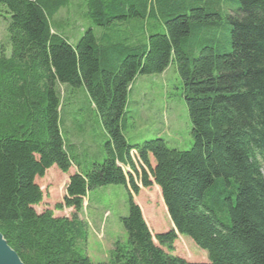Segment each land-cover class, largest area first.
I'll return each mask as SVG.
<instances>
[{
	"label": "trees",
	"instance_id": "1",
	"mask_svg": "<svg viewBox=\"0 0 264 264\" xmlns=\"http://www.w3.org/2000/svg\"><path fill=\"white\" fill-rule=\"evenodd\" d=\"M67 2L0 0L8 16L0 54V233L9 247L23 264H94L79 215L89 191L116 185L129 193V215L121 218L128 245L117 242L110 261L98 264H264V0H86L96 26L138 19L140 28L101 37L90 29L76 45L52 32ZM145 21H154L155 33ZM171 65L183 80L193 147L179 151L162 139L129 145L122 129L132 83ZM58 84L86 87L109 137L104 162L71 176L54 208L73 209L71 217L36 210L44 200L36 180L73 166ZM153 185L173 225L155 237L135 202L141 187ZM178 236L207 251L209 262L169 254Z\"/></svg>",
	"mask_w": 264,
	"mask_h": 264
},
{
	"label": "rangeland",
	"instance_id": "2",
	"mask_svg": "<svg viewBox=\"0 0 264 264\" xmlns=\"http://www.w3.org/2000/svg\"><path fill=\"white\" fill-rule=\"evenodd\" d=\"M129 21L107 29L98 27L87 15L86 0H68L53 19L52 31L76 45L84 32L90 29H93L97 37L104 33L115 34L127 27L138 32L140 21ZM153 22L150 25L149 21H145L148 34L155 33L151 28ZM7 27L8 16L0 10V54L8 43ZM231 49L229 44L228 50ZM9 54L8 49L6 55ZM56 90L61 95L59 126L68 153L73 159V166L70 174H64L55 167L37 180L44 193V200L37 212L50 209L55 217H71L73 213L69 209L54 210L57 204L64 202L68 177L77 170L87 173L95 164H102L107 158L105 146L109 137L84 85L72 88L58 84ZM125 112L122 133L129 145H140L155 139H162L170 148L179 151H188L194 145L184 99V84L176 65H171L162 74L138 75L131 85ZM133 161L140 168L135 154ZM151 163L155 165L153 159ZM124 169L128 172L130 167L125 166ZM129 200V193L124 186H105L87 193L79 217L88 225V242L84 252L94 264L108 263L117 242L128 245V234L121 218L129 215ZM135 202L140 206L153 237L173 229L157 186L141 187ZM164 250L168 253L166 248ZM169 254L188 262H209L208 252L185 236H178Z\"/></svg>",
	"mask_w": 264,
	"mask_h": 264
},
{
	"label": "water",
	"instance_id": "3",
	"mask_svg": "<svg viewBox=\"0 0 264 264\" xmlns=\"http://www.w3.org/2000/svg\"><path fill=\"white\" fill-rule=\"evenodd\" d=\"M0 264H23L19 256L13 251L0 233Z\"/></svg>",
	"mask_w": 264,
	"mask_h": 264
},
{
	"label": "crops",
	"instance_id": "4",
	"mask_svg": "<svg viewBox=\"0 0 264 264\" xmlns=\"http://www.w3.org/2000/svg\"><path fill=\"white\" fill-rule=\"evenodd\" d=\"M61 9H62V8H61ZM61 9H60V10H61ZM60 10H59V11L53 16V19L56 17V15L59 14ZM53 19H52V21H53ZM52 32H53V31H52ZM53 33H55V32H53ZM55 34H56V33H55ZM151 160H152V158H151ZM71 169H72V168H71ZM71 169H70V171H71ZM49 171H50V170H49ZM49 171H47V173H48ZM70 171L68 172L69 174H70ZM47 173H46V174H47ZM68 173H67V174H68ZM79 173H80V172L77 170L76 173L73 172L71 175H69L67 185H68V183H69V179H70V177L73 176V175H75V174H79ZM37 180H38V179H37ZM37 180H36V182H37ZM37 184H38V183H37ZM38 185H39V184H38ZM66 188H67V187H66ZM37 208H38V207H36V210H37ZM45 210H48V209H45ZM49 210H50V209H49ZM69 210H70L72 213H74V210H73V209H69ZM41 213H42V212H41ZM80 219H81V218H80Z\"/></svg>",
	"mask_w": 264,
	"mask_h": 264
}]
</instances>
